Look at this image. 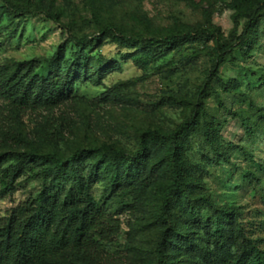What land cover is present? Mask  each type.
Instances as JSON below:
<instances>
[{
    "label": "rangeland",
    "instance_id": "rangeland-1",
    "mask_svg": "<svg viewBox=\"0 0 264 264\" xmlns=\"http://www.w3.org/2000/svg\"><path fill=\"white\" fill-rule=\"evenodd\" d=\"M232 1L0 0V73L6 75L26 72L31 62L39 67L60 51L68 69L79 50L70 34L93 37L105 24L135 37L215 29L222 42L238 44L215 69L216 38L146 47L103 36L80 49L87 63L77 73L70 68L59 103L24 110L0 92L1 168L30 151L67 156L113 145L132 156L142 144L148 148L118 188L111 184L112 162L100 164V155L81 162L93 197L119 227L73 252L68 264H157L162 241L173 264H227L202 225L205 212L226 223L223 241L233 250L240 235L264 251V8L250 19L256 0H249L237 18ZM22 9L34 13L16 14ZM49 13H58L60 23ZM148 129L184 132L186 183L165 211L173 146L144 136ZM53 188L39 168L25 171L12 190L0 180V218Z\"/></svg>",
    "mask_w": 264,
    "mask_h": 264
},
{
    "label": "trees",
    "instance_id": "trees-1",
    "mask_svg": "<svg viewBox=\"0 0 264 264\" xmlns=\"http://www.w3.org/2000/svg\"><path fill=\"white\" fill-rule=\"evenodd\" d=\"M249 0H233L234 7L239 9L237 18ZM8 11L13 10L6 5ZM264 8V0H256L255 7L247 14L250 19ZM16 14H32L28 9L15 10ZM51 19L60 23L58 13H49ZM239 22L236 19V29ZM103 36L113 37L132 44H143L150 47L156 44L176 45L193 37L205 40L216 38L215 69L225 60V56L238 48L237 43L222 42L215 29H194L178 33L143 37L128 36L119 28L105 24L101 33L93 37L70 34V41L78 49L76 62L68 69L62 68L63 52L40 61V66L29 63L26 72L21 70L11 75L0 73V92L12 99L19 109H35L59 103L66 95L69 82L72 80L70 68L75 67L77 73L87 63L85 49L94 40ZM245 33L238 38L243 44ZM80 49L82 51H80ZM241 49V47H240ZM74 77V76H73ZM222 82L221 78H217ZM219 95V94H218ZM246 129L253 134L249 118H243ZM144 136L170 142L173 146L171 174L172 181L162 189L164 194V211L171 208V201L179 198L186 183L184 174L183 146L181 138L184 132L163 133L160 130L148 129ZM148 148L141 145L139 152L129 156L126 151L113 145H102L96 148L77 149L74 153L63 156L55 151H30L17 154L16 162L6 168L0 167V180L6 191L14 189L16 179L25 171L39 168V173L51 178L54 188L41 193L35 200L20 203L7 219L0 218V264H68L70 255L88 246L96 237H105L118 230V224L107 210L93 197L87 182L85 169L81 162L88 157L100 155V164H114L111 184L118 188L142 162ZM4 154H0V160ZM164 219L166 214L162 215ZM203 227L220 246V252L227 264H264V251L250 240L236 235L234 242L237 250L230 243L223 241L226 223L211 212L202 215ZM166 234L162 231V236ZM159 260L157 264H173L165 253V241L158 246Z\"/></svg>",
    "mask_w": 264,
    "mask_h": 264
}]
</instances>
